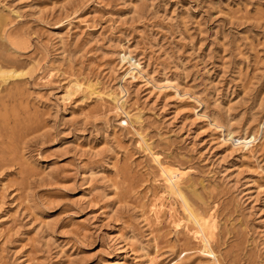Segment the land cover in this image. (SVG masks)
I'll use <instances>...</instances> for the list:
<instances>
[{
	"label": "rangeland",
	"instance_id": "1",
	"mask_svg": "<svg viewBox=\"0 0 264 264\" xmlns=\"http://www.w3.org/2000/svg\"><path fill=\"white\" fill-rule=\"evenodd\" d=\"M0 69V264H264V0H0Z\"/></svg>",
	"mask_w": 264,
	"mask_h": 264
},
{
	"label": "bare ground",
	"instance_id": "2",
	"mask_svg": "<svg viewBox=\"0 0 264 264\" xmlns=\"http://www.w3.org/2000/svg\"><path fill=\"white\" fill-rule=\"evenodd\" d=\"M0 70H1V69H0ZM8 71H9V70H8ZM8 71H7V72H8ZM2 72H4V70H3ZM2 72H1V73H2ZM5 72H6V71H5ZM9 73H11V72L9 71ZM15 73H16V72H15ZM5 74H6V73H5ZM6 79H7V78H6Z\"/></svg>",
	"mask_w": 264,
	"mask_h": 264
}]
</instances>
